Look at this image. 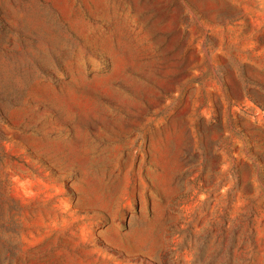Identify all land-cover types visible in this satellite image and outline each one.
I'll list each match as a JSON object with an SVG mask.
<instances>
[{"label": "rangeland", "instance_id": "rangeland-1", "mask_svg": "<svg viewBox=\"0 0 264 264\" xmlns=\"http://www.w3.org/2000/svg\"><path fill=\"white\" fill-rule=\"evenodd\" d=\"M0 264H264V0H0Z\"/></svg>", "mask_w": 264, "mask_h": 264}]
</instances>
